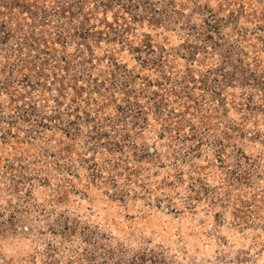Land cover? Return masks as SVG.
Listing matches in <instances>:
<instances>
[{
	"label": "rangeland",
	"instance_id": "rangeland-1",
	"mask_svg": "<svg viewBox=\"0 0 264 264\" xmlns=\"http://www.w3.org/2000/svg\"><path fill=\"white\" fill-rule=\"evenodd\" d=\"M0 264H264V0H0Z\"/></svg>",
	"mask_w": 264,
	"mask_h": 264
}]
</instances>
